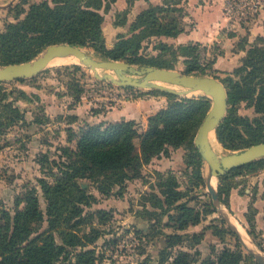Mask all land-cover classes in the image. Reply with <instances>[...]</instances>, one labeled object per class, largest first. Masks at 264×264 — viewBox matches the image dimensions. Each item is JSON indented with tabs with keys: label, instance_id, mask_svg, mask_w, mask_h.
<instances>
[{
	"label": "trees",
	"instance_id": "1",
	"mask_svg": "<svg viewBox=\"0 0 264 264\" xmlns=\"http://www.w3.org/2000/svg\"><path fill=\"white\" fill-rule=\"evenodd\" d=\"M23 1V0H20ZM29 2V0H27ZM135 0H128L129 8ZM117 0H42L28 3L15 16L16 23H7L0 30V66L27 62L41 50L53 44H70L77 47H93L105 60H125L129 64L173 69L172 63L160 62L154 57L140 55L145 42L159 39L160 52L172 47L161 39L176 38L184 31L182 17L185 15L183 0H163L161 6L150 5L137 15L127 34H119L112 48H107L103 32L105 14ZM125 18L116 25H125ZM21 15L23 18L20 19ZM175 15H179L177 18ZM164 40V39H163ZM187 54L186 74L196 75L202 68L198 49L191 44L181 46ZM79 69L78 67H74ZM227 78L228 111L216 130L219 142L227 149L238 150L243 144L249 147L264 142V39L260 45L247 50L242 65ZM21 80V79H20ZM17 80V81H20ZM168 106L148 118L147 130L139 133L136 121L102 122L86 124L76 132L68 127L67 143L61 148L58 160H51L46 177L38 179V186L45 202L41 207L38 188L27 190L16 197L15 209L0 210V264H98L105 252L98 249L97 241L103 237L99 227L109 223L114 214L111 210H86L98 203L84 181L95 186L103 197H123L127 183L142 177V168L155 157L168 155L170 147L178 148L190 144L196 131L210 110L207 98H180L171 95ZM7 93L0 86V137L5 130L20 120L17 108L7 102ZM247 105L258 115L250 119L241 116L235 105ZM76 121V120H75ZM139 139V145L135 144ZM1 151V145H0ZM198 162L202 160L197 152ZM264 165L257 160L229 171L219 177L221 181L245 170H256ZM152 187V186H151ZM148 199L142 202L143 209L154 208L150 215L156 220V211L166 215L168 227L185 231L203 220L202 214L179 198L170 200L167 184H156ZM222 203V193H219ZM154 200V201H153ZM176 205V206H175ZM175 206L176 216L171 214ZM215 211H209L212 214ZM160 215V212H159ZM155 226V225H154ZM169 239V238H168ZM182 240L180 234L170 237ZM109 244L111 240L104 241ZM105 244V245H106ZM115 244V241H112ZM196 259L185 250H178L172 264H195ZM201 264H238L235 253L226 250L218 261L208 259Z\"/></svg>",
	"mask_w": 264,
	"mask_h": 264
},
{
	"label": "rangeland",
	"instance_id": "2",
	"mask_svg": "<svg viewBox=\"0 0 264 264\" xmlns=\"http://www.w3.org/2000/svg\"><path fill=\"white\" fill-rule=\"evenodd\" d=\"M30 2L19 0L9 4L8 0H0V5L6 4L5 8L0 10V30H4L7 23H16L15 16L20 14L22 8L28 10L27 4ZM175 16L177 18L179 15ZM22 18L23 15L20 19ZM124 18L123 12L117 14L115 11H110L105 14L103 32L107 48H112L117 42L115 38L112 46L111 42L107 43L113 37L114 29H117L116 23H121ZM159 42L157 38L145 42V49L140 55L144 58L154 57L160 62L172 63L174 68L171 70L186 74L187 52L180 47L191 44L197 47L200 56L202 69L197 72L198 76L218 77L224 85L228 84L229 75L216 76V71L213 69L214 59L220 53L218 46L205 47L199 43L176 44L164 41L173 49L170 48L162 53L157 48ZM47 47L30 61L39 57ZM81 48L95 59L105 60L93 47ZM130 65L136 68L147 67L139 64ZM75 66L79 69H75ZM105 73L108 71L99 70V74ZM230 75L234 80H238L233 72ZM0 86H3L7 93V102L17 108L21 116L20 120L8 127L0 137V210L6 209L10 212L15 209L16 197L22 196L33 187L38 188L41 207L45 210L46 205L38 186V179L50 180L46 174L48 168L53 167L51 160H58L61 148L70 145L67 143L68 126H75L73 129L79 131L75 124L77 118L79 122V117L75 113L99 118V113L141 99H163L164 108L172 100L169 94L160 90L120 88L111 82L99 81L89 68L79 63L49 65L34 78L0 82ZM174 88L178 91L183 90L179 87ZM177 97L207 98L212 105L211 97L204 94L192 93ZM234 108L241 116L250 119L258 116L253 108L243 103L235 105ZM91 122L98 124L97 119ZM83 123H80L82 128L89 124L85 121ZM147 126L148 122L145 127L142 126V121L136 123V129L141 134L146 132ZM197 132L198 130L195 137ZM216 141L218 149L215 152L218 155H227L248 148L243 144L238 150H230L225 148L218 138ZM139 142V139H135V144L139 145ZM195 149L197 148L194 141L178 148L170 147L167 156L161 154L155 157L156 160L150 166L146 165L142 168L145 173L140 181L151 182L150 185L157 194L159 192L156 184H167L171 193L170 200L177 197L178 204L185 203L194 207L202 214L201 223L189 226L187 230L178 233L168 227V224L173 223L169 222L166 215H161V209H157L155 226L138 230L135 221L126 216L128 207L123 210L112 208L114 218L101 227L97 225L105 233L97 241L98 249L105 252L103 260L98 264H172L174 256L180 249L189 252L196 259L195 264H201L208 259L217 262L218 257L226 250L235 253L238 264H259L257 257L264 259V165L256 170L240 171L224 181L216 178L217 183L214 188L218 195L222 193L221 206H217L207 189V164L202 158L201 164L198 162ZM197 152L199 153L198 149ZM156 167H160L161 171L158 172ZM135 180L127 183L123 197L102 196L101 200L126 199L134 212L146 216L147 210L143 209L141 203L148 199L152 190L149 191L143 186H131L135 184ZM83 184L89 191L95 192L93 184L88 181H84ZM175 206L171 207V214L174 216L177 214ZM211 210L215 212L207 214ZM238 227L243 228L246 236L238 233ZM175 232L182 236V240L173 239L175 245L169 247L168 244L171 242L169 239ZM108 239L111 243H104ZM112 241H115V244H112Z\"/></svg>",
	"mask_w": 264,
	"mask_h": 264
},
{
	"label": "water",
	"instance_id": "3",
	"mask_svg": "<svg viewBox=\"0 0 264 264\" xmlns=\"http://www.w3.org/2000/svg\"><path fill=\"white\" fill-rule=\"evenodd\" d=\"M67 56H73L79 64L89 68L97 80L111 82L120 88L155 89L175 96L203 92L205 96L211 97L212 105L198 129L194 144L203 162L207 164V189L217 206H221V203L217 191L212 187L213 178L218 179L233 169L264 159V142L227 155H218L213 149L210 136L214 134L217 140L216 130L228 111V91L224 83L216 77L188 75L177 70L149 66L136 68L127 62L98 60L87 54L81 47L61 43L48 46L39 57L32 61L0 67V82L34 78L53 60ZM99 70H106L108 73L101 75ZM174 87L183 90L178 91ZM85 187L86 185L83 184V188ZM257 260L259 264H264L262 257H257Z\"/></svg>",
	"mask_w": 264,
	"mask_h": 264
},
{
	"label": "crops",
	"instance_id": "4",
	"mask_svg": "<svg viewBox=\"0 0 264 264\" xmlns=\"http://www.w3.org/2000/svg\"><path fill=\"white\" fill-rule=\"evenodd\" d=\"M8 1L9 4H12L13 2L19 0ZM40 1L42 0H29L30 3H38ZM162 4L163 0H135L132 6L129 8L128 0H117L110 11H115V13L118 14L128 10L127 22L125 25H116L117 29H114V35L109 41H107V43L111 42L112 46L115 42L114 39L117 38L119 33H128L129 28L137 15L143 10L147 9L150 5L161 6ZM181 5L185 12V15L182 17L184 31L176 38L163 39L166 42L176 44L199 43L205 47H211L213 45L218 46L220 53L213 62V69L216 71V76L230 75L232 72H234L235 69L242 65V61L246 57L247 50L252 46L260 45L261 39H264V26L259 24L243 29L238 27L230 30L226 29L227 22L222 12V4L220 0H183ZM5 6L6 4L0 5V10H3ZM12 20L14 21V18ZM216 78L218 79V77ZM164 107L165 103L163 99H141L140 101L129 102L117 108H112L107 112L99 113V118L93 115L81 116V114H78L77 112L75 115L79 117V122L77 118L75 121L77 126L76 129L82 126L80 123H83V121L89 124H94L91 122L94 119H97V123H115L128 120H133L136 122L142 121V126L145 127L148 122V118ZM83 118L85 119L83 120ZM68 127L74 128L75 126ZM155 160L156 159L154 158L149 166ZM156 168L158 172L161 171L160 167ZM144 173L145 171L142 170V175ZM140 180V178L136 179L135 184H131V186H143V188L149 191L152 190L151 182H143ZM92 193L99 201L97 204H94L92 208H87L86 210L94 211L103 209L109 211L112 208L123 210L124 208L127 209L128 207L129 209L126 216L127 218L133 219L135 221L138 230L150 229L156 224L154 216L150 217L149 215L152 213V211L156 210L154 208L149 210L150 212L144 216L142 213L137 214L136 211L134 212L131 209V204L126 199H109L104 201L101 200L102 196L97 190ZM147 209H150V205H147ZM177 232L180 233L179 231ZM177 232L175 233L177 234Z\"/></svg>",
	"mask_w": 264,
	"mask_h": 264
},
{
	"label": "built area",
	"instance_id": "5",
	"mask_svg": "<svg viewBox=\"0 0 264 264\" xmlns=\"http://www.w3.org/2000/svg\"><path fill=\"white\" fill-rule=\"evenodd\" d=\"M226 29L264 26V0H220ZM134 238V234L131 233ZM136 240V238H134Z\"/></svg>",
	"mask_w": 264,
	"mask_h": 264
},
{
	"label": "bare ground",
	"instance_id": "6",
	"mask_svg": "<svg viewBox=\"0 0 264 264\" xmlns=\"http://www.w3.org/2000/svg\"><path fill=\"white\" fill-rule=\"evenodd\" d=\"M78 63H79V61L76 58H74L73 56H67V57H58V58H56L55 60H53L50 63V66H60V65H63V64H78ZM196 94H204V93L203 92H196ZM210 142H211V145H212L213 149L216 151V149H218V146H217V141L213 137V134H211V136H210ZM216 183H217V179L213 178V180H212V187L213 188L215 187ZM237 230L240 233V235H242V236L245 235V232H244L242 227H238ZM246 243L248 244L247 240H246ZM249 243H251V242H249Z\"/></svg>",
	"mask_w": 264,
	"mask_h": 264
}]
</instances>
